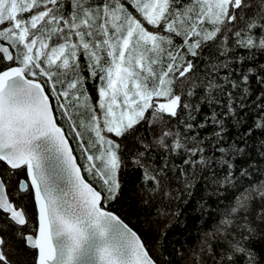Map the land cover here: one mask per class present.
<instances>
[{"label":"snow or ice","instance_id":"6c2138e0","mask_svg":"<svg viewBox=\"0 0 264 264\" xmlns=\"http://www.w3.org/2000/svg\"><path fill=\"white\" fill-rule=\"evenodd\" d=\"M0 264H264V0H0Z\"/></svg>","mask_w":264,"mask_h":264}]
</instances>
